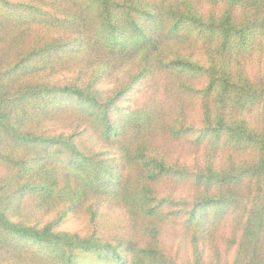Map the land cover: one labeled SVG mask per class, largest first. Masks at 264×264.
Masks as SVG:
<instances>
[{"label":"trees","instance_id":"trees-1","mask_svg":"<svg viewBox=\"0 0 264 264\" xmlns=\"http://www.w3.org/2000/svg\"><path fill=\"white\" fill-rule=\"evenodd\" d=\"M0 264H264V0H0Z\"/></svg>","mask_w":264,"mask_h":264},{"label":"rangeland","instance_id":"rangeland-1","mask_svg":"<svg viewBox=\"0 0 264 264\" xmlns=\"http://www.w3.org/2000/svg\"><path fill=\"white\" fill-rule=\"evenodd\" d=\"M101 87L103 89L108 88V85H102ZM136 86H133L129 89L122 97L116 100L115 106H114V117L118 116L117 112L125 111L127 109H132L133 106L136 104L137 101L141 100V96L138 94L136 97ZM115 117V118H116ZM116 214L115 213H108L104 217H101L100 221L108 227L112 228V224L115 222ZM86 225V220L81 217H73V216H67L63 220L59 221V229L68 230V231H81L83 233V228Z\"/></svg>","mask_w":264,"mask_h":264}]
</instances>
